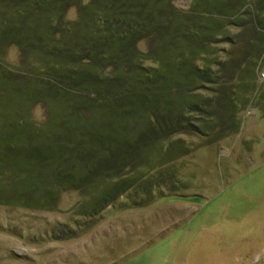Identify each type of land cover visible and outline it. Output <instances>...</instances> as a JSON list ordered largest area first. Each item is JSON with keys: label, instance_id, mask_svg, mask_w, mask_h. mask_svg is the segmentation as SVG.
<instances>
[{"label": "rangeland", "instance_id": "1", "mask_svg": "<svg viewBox=\"0 0 264 264\" xmlns=\"http://www.w3.org/2000/svg\"><path fill=\"white\" fill-rule=\"evenodd\" d=\"M244 1L264 17V0ZM19 2L0 0V17H8ZM101 2L67 6L62 16L66 28L83 17L78 34L88 32L85 18L91 5ZM190 2L172 3L185 11ZM223 16L221 35L207 40L205 52L194 54L198 67L210 69L213 82L192 85L190 93L209 103L186 113L171 106L169 119L180 124L163 127L171 136L161 130L156 135L168 136L162 152L158 147L146 157L138 151L145 141H133L137 150L113 180L124 179L126 189L113 199L103 197V191L111 189L114 176L101 173L99 161L105 154L114 161L122 142L123 148L130 147L132 127L125 130L119 123L118 105L97 98L104 102L100 106L95 88L63 83L51 85L54 97L35 98V73L45 75L48 62L72 64L66 47H58L54 60L42 55L36 50L40 27L31 28L36 35L23 48L13 39H0V264L264 263V45L253 19L230 24L232 19ZM162 39L149 35L135 43L141 67H156L151 58L167 53L160 48ZM94 63L98 73L114 70L111 63ZM128 71L132 80L134 71ZM64 99L71 109L79 102L83 108L67 111ZM96 122L104 128L94 129ZM136 123L137 128L159 127L149 118ZM22 129L29 133L15 137ZM122 183L113 185L111 196Z\"/></svg>", "mask_w": 264, "mask_h": 264}, {"label": "trees", "instance_id": "2", "mask_svg": "<svg viewBox=\"0 0 264 264\" xmlns=\"http://www.w3.org/2000/svg\"><path fill=\"white\" fill-rule=\"evenodd\" d=\"M79 1L20 0L10 8L8 17L5 18V15L0 17V39L8 41L13 39V43L21 47L23 42L33 41L36 34L30 33L31 28L40 27L43 30H40L37 38L36 50L42 55L47 53L46 55L54 60L58 47H66L65 53L67 58L72 60V64L68 62L64 65H55L54 61L51 65L48 62L45 66V75L35 73L33 79L36 83L31 89L35 98L39 97L46 101V97H54L53 91H50L51 85L63 83L68 88H95L97 97L94 96V99L100 106L104 105V102H99L97 98L101 101L112 99L113 106L118 105L115 107L118 109L116 112L122 117L119 123L125 130L132 127V132H129L130 147L123 148L127 145L124 142L121 143V138L118 137L122 149L119 147L116 159L111 161L105 154L106 158L99 161L103 164L101 173L111 171L114 176L111 177L112 182L117 178L118 170L124 167L132 152L137 150L136 147L133 149V141L144 140L145 143L138 146V151L140 153L142 151L143 155L150 158L151 152L158 150V147L160 149L161 143L168 137H156L158 132L161 130L162 133L165 132L171 136L170 129L163 127L169 128L177 123L179 125L180 122L175 119L170 121L171 114L167 111L178 106L185 109L183 113L193 112L201 109L205 103H209V98L199 99L195 94L190 93L192 85L213 82L210 69L198 67L194 62V54L205 52L209 47L207 40L211 41L216 35H221V14L227 19H232L230 24L234 22L248 24L249 20L253 19L257 28L255 30L262 36L261 44L264 45V17L259 15L260 11L254 4L245 3L244 0H191L189 9L185 11L176 8L172 3L173 0H102L98 6L91 5V13L85 18L87 21L85 23L90 25L91 31L89 29L86 33L78 34L77 23L81 24L83 17L80 22H70L73 26L67 29L64 23L66 19L62 16L67 6ZM236 2L243 4L237 6ZM216 13L217 15H214ZM56 34L59 35V39L56 38ZM149 35L164 38L160 48L167 49V53L163 58L156 56L151 58L158 62L156 67L143 68L137 61L138 54L134 47L138 40ZM64 57L66 58L65 54ZM96 61H100L104 66L106 64L109 66L111 63L114 66L113 72L98 73L100 68L97 63H94ZM73 62L77 66H74ZM134 62L138 63L139 66L134 64L138 68L133 69L130 66ZM128 69L134 71L132 80V73ZM16 88H19V85H16ZM159 101L163 103L161 109L156 107ZM110 104L111 101L108 102V109ZM63 106H68L67 111L70 112L83 108L79 102L74 105L75 108L71 109L70 104L65 103V99ZM152 108L156 109L153 114L150 113ZM93 111L100 112L98 108H94ZM159 113H167L161 121L155 116ZM153 117L155 120L152 119ZM143 118L156 121V124H152H159V127H150V125L142 127L140 124V128H137L136 122ZM95 124L99 125H95L94 129L104 128L101 122ZM22 130V133L18 130V136L15 137L24 138L29 133L26 129ZM135 131L137 133L133 134ZM172 131L175 133L176 129ZM17 141L21 140L17 139ZM171 150L170 147L165 150L162 159L166 158ZM147 164L152 165L149 161ZM108 166L110 169H107ZM90 169L92 170V166L85 172L90 173ZM65 179L73 183L72 177L66 176ZM120 182L124 183L125 180L120 178L113 183ZM123 183L120 185L121 188L111 196L109 191L114 185L112 184L110 190L103 191V197L109 196L113 199L126 189ZM101 206L103 207L104 204Z\"/></svg>", "mask_w": 264, "mask_h": 264}, {"label": "flooded vegetation", "instance_id": "3", "mask_svg": "<svg viewBox=\"0 0 264 264\" xmlns=\"http://www.w3.org/2000/svg\"><path fill=\"white\" fill-rule=\"evenodd\" d=\"M255 264H261V263H257V262H256ZM262 264H263V263H262Z\"/></svg>", "mask_w": 264, "mask_h": 264}, {"label": "bare ground", "instance_id": "4", "mask_svg": "<svg viewBox=\"0 0 264 264\" xmlns=\"http://www.w3.org/2000/svg\"><path fill=\"white\" fill-rule=\"evenodd\" d=\"M264 75V74H263ZM263 78H264V76H263Z\"/></svg>", "mask_w": 264, "mask_h": 264}, {"label": "water", "instance_id": "5", "mask_svg": "<svg viewBox=\"0 0 264 264\" xmlns=\"http://www.w3.org/2000/svg\"><path fill=\"white\" fill-rule=\"evenodd\" d=\"M264 264V263H263Z\"/></svg>", "mask_w": 264, "mask_h": 264}]
</instances>
